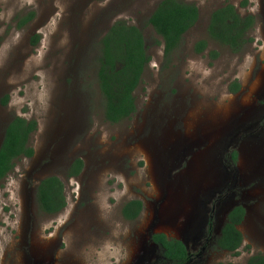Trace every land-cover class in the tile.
Returning <instances> with one entry per match:
<instances>
[{"label": "rangeland", "instance_id": "374dc122", "mask_svg": "<svg viewBox=\"0 0 264 264\" xmlns=\"http://www.w3.org/2000/svg\"><path fill=\"white\" fill-rule=\"evenodd\" d=\"M159 1L0 0V146L16 116L38 123L34 156L18 158L0 183V264H172L155 233L186 244L184 264H247L264 254V0H183L200 18L169 60L148 24ZM228 4L256 18L237 51L207 30L211 13ZM118 20L143 30L152 59L136 111L112 123L97 60ZM201 39L208 47L198 53ZM77 158L84 169L70 177ZM51 175L65 184L58 214L36 197ZM137 199L141 214L125 218ZM236 205L246 209L239 254L216 246Z\"/></svg>", "mask_w": 264, "mask_h": 264}, {"label": "trees", "instance_id": "16d2710c", "mask_svg": "<svg viewBox=\"0 0 264 264\" xmlns=\"http://www.w3.org/2000/svg\"><path fill=\"white\" fill-rule=\"evenodd\" d=\"M246 3V1H245ZM33 14L23 18L20 26L29 22ZM200 10L193 4L183 0H161L148 19L157 35L163 39L164 55L169 60L184 41V36L199 20ZM255 16H241L233 4L218 8L211 13L207 30L209 37L215 39L232 50L237 51L249 40L245 38L255 24ZM252 40V39H251ZM39 35L32 38V44H37ZM160 44V42H157ZM208 41L201 39L195 45V51L204 52ZM147 39L143 30L129 24L126 20L116 21L101 39V55L98 57L97 80L105 100V119L118 123L130 118L136 111L135 90L142 81L145 68L152 57L148 53ZM215 53L213 52L212 55ZM166 64V63H165ZM165 66V65H164ZM239 83L231 86L238 91ZM3 104L9 102V96L3 99ZM38 128L36 120H27L16 116L7 125L0 146V183L15 167V161L21 157H33L35 150L30 145V137ZM235 162L236 151L230 155ZM84 161L77 158L73 161L69 176L77 177L82 173ZM36 197L40 209L47 214H58L67 206L66 190L63 180L57 175L47 176L37 186ZM143 202L131 200L123 208L127 219H137L142 212ZM246 215L243 205L234 206L227 216L221 234L217 237L216 246L239 254L244 236L238 226ZM154 243L162 249L164 258L172 264H184L190 259V254L184 242L168 238L164 233L152 235ZM247 264H264V254L250 257Z\"/></svg>", "mask_w": 264, "mask_h": 264}, {"label": "flooded vegetation", "instance_id": "af4514ba", "mask_svg": "<svg viewBox=\"0 0 264 264\" xmlns=\"http://www.w3.org/2000/svg\"><path fill=\"white\" fill-rule=\"evenodd\" d=\"M35 154V153H34ZM34 156V155H33ZM83 169H84V167H83ZM83 171V170H82ZM210 202V201H209ZM209 202H206V203H204L203 205L204 206H207V204L209 203ZM185 244V243H184ZM186 245V244H185ZM187 247V246H186ZM187 249H188V247H187ZM188 252H189V249H188ZM189 254L191 255V253L189 252ZM191 260V256H190V259H189V261ZM189 261H187V262H189Z\"/></svg>", "mask_w": 264, "mask_h": 264}, {"label": "bare ground", "instance_id": "6f19581e", "mask_svg": "<svg viewBox=\"0 0 264 264\" xmlns=\"http://www.w3.org/2000/svg\"><path fill=\"white\" fill-rule=\"evenodd\" d=\"M204 158V157H203ZM212 174V173H211ZM178 194V193H177ZM180 197V195H178ZM180 200V199H179ZM176 202V201H175ZM181 202V201H180Z\"/></svg>", "mask_w": 264, "mask_h": 264}]
</instances>
